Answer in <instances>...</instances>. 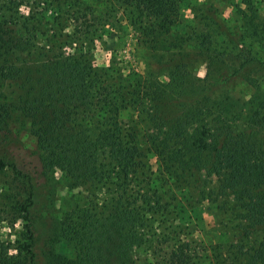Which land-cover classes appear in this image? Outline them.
Masks as SVG:
<instances>
[{
  "label": "trees",
  "instance_id": "1",
  "mask_svg": "<svg viewBox=\"0 0 264 264\" xmlns=\"http://www.w3.org/2000/svg\"><path fill=\"white\" fill-rule=\"evenodd\" d=\"M225 1L233 24L222 39L226 45L155 54L161 67H148L146 77L132 83L133 107L142 117L130 120L129 132L110 119L99 126L79 122L98 96L100 71L83 54L36 59L34 42L11 14L12 0L0 4V224L21 221L14 251L0 243V264H37L29 209L39 181H50L55 169L71 186L95 181L98 156L111 150L123 179L143 149L190 186L217 176L242 223L240 234H261L256 250L264 253V0ZM135 3L165 26L177 15L179 0ZM198 58L205 65L202 76L195 71ZM235 77L252 88L247 97L226 88ZM20 130L35 146L29 158ZM139 209L117 202L102 221H79V247L98 242L105 251L122 250L129 240L120 224L135 232L143 221Z\"/></svg>",
  "mask_w": 264,
  "mask_h": 264
},
{
  "label": "rangeland",
  "instance_id": "2",
  "mask_svg": "<svg viewBox=\"0 0 264 264\" xmlns=\"http://www.w3.org/2000/svg\"><path fill=\"white\" fill-rule=\"evenodd\" d=\"M12 2L11 14L34 42L36 59L43 54H83L100 71L99 91L94 92L98 96L78 121L99 126L110 119L125 132L132 128L131 119L142 117L133 107L132 83L146 77L148 67H161L155 54H195L208 46L220 50L233 26L225 0H179L177 15L165 26L142 12L135 0ZM195 71L204 74L202 58ZM226 88L241 97L252 91L240 77ZM19 136L31 157L33 141L23 130ZM116 156L114 150L98 156L101 165L95 181L71 186L55 169L50 181L36 185L29 216L37 264H264V253L256 250L262 235L240 234L242 223L217 176L205 175L201 185L190 186L172 177L154 154L143 149L131 175L123 179ZM117 202L137 206L135 213L143 215L135 232L120 224L129 243L119 251H105L98 242L82 250L74 226L84 218L102 221ZM20 230L21 221L13 227L0 224V243L14 251Z\"/></svg>",
  "mask_w": 264,
  "mask_h": 264
}]
</instances>
